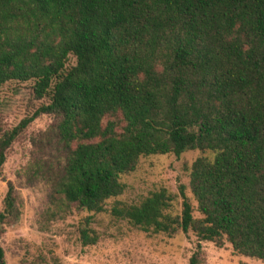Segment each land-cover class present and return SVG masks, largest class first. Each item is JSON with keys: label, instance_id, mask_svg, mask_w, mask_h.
Instances as JSON below:
<instances>
[{"label": "trees", "instance_id": "obj_1", "mask_svg": "<svg viewBox=\"0 0 264 264\" xmlns=\"http://www.w3.org/2000/svg\"><path fill=\"white\" fill-rule=\"evenodd\" d=\"M11 81L48 102L0 138V166L38 115L56 116L53 217L104 211L141 157L209 151L189 174L201 218L183 186L179 214L165 188L112 213L264 262V0H0V86ZM13 205L10 186L0 223Z\"/></svg>", "mask_w": 264, "mask_h": 264}, {"label": "rangeland", "instance_id": "obj_2", "mask_svg": "<svg viewBox=\"0 0 264 264\" xmlns=\"http://www.w3.org/2000/svg\"><path fill=\"white\" fill-rule=\"evenodd\" d=\"M69 61V65L75 64L73 57ZM47 102L46 97L34 94L32 81H11L0 86V138ZM58 120L51 114L38 115L5 151L0 166V212L10 186L14 196L12 213L0 223L6 264H188L194 254L197 264H264L236 253L227 241L219 247L211 241L199 242L193 231H179L172 236L145 232L112 213L115 206L137 205L152 192L165 188L175 196L169 212L179 214V189L183 186L194 217L201 218L190 190L189 174L197 157H213L209 151L141 157L136 169L120 178L126 186L123 194L107 200L104 211L73 208L53 217L50 207L54 182L65 161L56 133ZM83 227L96 238L93 244H82Z\"/></svg>", "mask_w": 264, "mask_h": 264}]
</instances>
